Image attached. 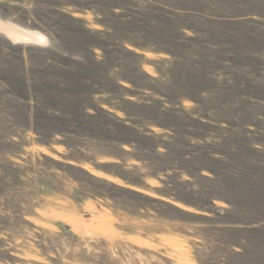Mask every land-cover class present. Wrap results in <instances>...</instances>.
<instances>
[{
  "label": "rangeland",
  "instance_id": "obj_1",
  "mask_svg": "<svg viewBox=\"0 0 264 264\" xmlns=\"http://www.w3.org/2000/svg\"><path fill=\"white\" fill-rule=\"evenodd\" d=\"M0 264H264V0H0Z\"/></svg>",
  "mask_w": 264,
  "mask_h": 264
}]
</instances>
